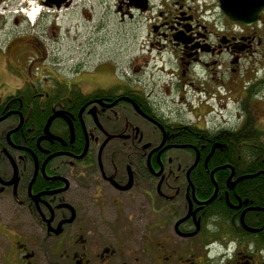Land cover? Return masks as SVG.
I'll return each instance as SVG.
<instances>
[{
    "label": "flooded vegetation",
    "instance_id": "flooded-vegetation-1",
    "mask_svg": "<svg viewBox=\"0 0 264 264\" xmlns=\"http://www.w3.org/2000/svg\"><path fill=\"white\" fill-rule=\"evenodd\" d=\"M39 2L70 13L83 42L64 50L55 18L53 38L29 39V57L0 48L15 56L0 85L11 255L264 264V0ZM108 27L110 47L135 45L130 66Z\"/></svg>",
    "mask_w": 264,
    "mask_h": 264
},
{
    "label": "rangeland",
    "instance_id": "rangeland-1",
    "mask_svg": "<svg viewBox=\"0 0 264 264\" xmlns=\"http://www.w3.org/2000/svg\"><path fill=\"white\" fill-rule=\"evenodd\" d=\"M39 2V0H0V48L3 49H13L15 46H18L20 48H23V46L26 48V52L23 55V57H29L32 52L28 48L32 49L29 45V39L31 37H39V35L44 38H53V30H51V23L56 18L58 21H60L62 30L59 32L60 38V44L62 45L64 50H75V45L79 46L80 42L83 40L77 39L76 44L74 45L73 42V29L71 28L70 23L71 22V15L68 12H62L58 18H57V12L51 8V7H44ZM23 7L25 10H23ZM41 7V11L44 9V11H47L49 14H44L43 20H41V24L45 23L44 29L46 27V31L48 32L46 35L41 33L42 28H37L36 22L39 18H36L34 22L30 20L28 17V13L32 11L34 8ZM41 13V12H40ZM39 13V14H40ZM39 14L37 17H39ZM53 24V23H52ZM108 46L110 47L114 42H116V37L112 35L110 31L111 28L108 27ZM141 35H144L145 30L140 31ZM49 34V35H48ZM24 36V37H23ZM81 42V43H82ZM48 43V42H47ZM50 43V42H49ZM133 42L128 41L126 37L124 39L120 40L118 39L117 45H113L110 47L111 49L120 48V44L122 45L123 51H125L123 58V65L124 66H130L129 60L132 59L133 53H134V44ZM127 45L129 47L128 50H126ZM5 47V48H4ZM80 48L82 46H79ZM77 47V48H79ZM48 51L51 49V46L48 45ZM3 51L0 49V85H2L1 82L4 81H12L9 78L6 80L8 70L10 69V64L6 65L8 56L9 57H15L13 54H11L9 51ZM77 51V50H76ZM76 51L73 52L71 57H63L64 62L69 66H74L77 63H80V57H75ZM71 53V52H70ZM50 58V57H49ZM26 65L24 64L23 69L26 70ZM60 65H63V62L60 63ZM125 68V67H124ZM20 76V75H19ZM2 87V86H0ZM7 90V88H6ZM12 239V237H10ZM12 243L11 241L4 235H0V256L2 257V254H5V261L0 262V264H19V261L17 260L19 258V254L16 253V258L11 255L12 253ZM9 250V253H8ZM9 259V262H8ZM40 264L43 262L40 261Z\"/></svg>",
    "mask_w": 264,
    "mask_h": 264
},
{
    "label": "bare ground",
    "instance_id": "bare-ground-1",
    "mask_svg": "<svg viewBox=\"0 0 264 264\" xmlns=\"http://www.w3.org/2000/svg\"><path fill=\"white\" fill-rule=\"evenodd\" d=\"M40 12H41V7L34 8L32 9L31 12L28 13V17L30 18V20L34 21Z\"/></svg>",
    "mask_w": 264,
    "mask_h": 264
},
{
    "label": "trees",
    "instance_id": "trees-1",
    "mask_svg": "<svg viewBox=\"0 0 264 264\" xmlns=\"http://www.w3.org/2000/svg\"><path fill=\"white\" fill-rule=\"evenodd\" d=\"M205 180L208 181V178L206 177ZM259 190H260V189H259ZM254 192H256V190H255ZM2 256L4 257L3 254H2ZM3 257H2V258L0 257V262H3V261L5 260Z\"/></svg>",
    "mask_w": 264,
    "mask_h": 264
},
{
    "label": "water",
    "instance_id": "water-1",
    "mask_svg": "<svg viewBox=\"0 0 264 264\" xmlns=\"http://www.w3.org/2000/svg\"><path fill=\"white\" fill-rule=\"evenodd\" d=\"M251 230H253V229H251Z\"/></svg>",
    "mask_w": 264,
    "mask_h": 264
}]
</instances>
